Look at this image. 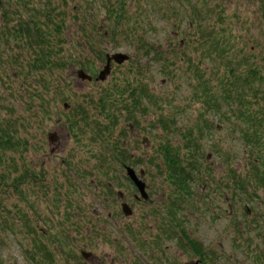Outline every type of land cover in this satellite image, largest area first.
I'll return each instance as SVG.
<instances>
[{"label": "rangeland", "instance_id": "1", "mask_svg": "<svg viewBox=\"0 0 264 264\" xmlns=\"http://www.w3.org/2000/svg\"><path fill=\"white\" fill-rule=\"evenodd\" d=\"M116 2L0 0V125L11 139L9 148L0 149V174L7 184L24 171L31 175L15 187H0V264L188 260L187 253L174 252L181 242L156 233L162 181H171L157 168L166 165L167 145L187 168L181 177L192 181L196 196L178 200V219L195 218L193 227L210 243L225 231L218 242L233 256L226 264H264V185L254 180V170L261 175L264 165L251 163L262 150L248 146L242 131L264 108V92L251 93L243 85L249 70L264 76V0H126L122 19L108 11ZM35 23L46 35L36 37ZM140 39L167 52L155 57L149 46L144 53ZM29 40H44L51 56L64 57L65 65L35 69L40 47ZM212 40H219L220 50ZM117 52L128 60L112 62L107 78L97 81L106 55ZM78 69L92 80L78 78ZM231 75L235 89L227 86ZM139 84L150 92L141 104H132L128 88ZM257 85L264 91L255 78L252 89ZM99 99L117 115L116 122L103 113ZM101 126L112 132L113 147H123L120 159L98 139ZM126 166L144 170L154 200L132 203L127 217L117 196L94 194L90 183L112 181L131 197L133 186L122 175ZM206 181L208 194L201 198ZM108 212L114 213L110 220ZM160 244L173 246L169 261L153 260ZM39 245L51 251V263L43 261ZM82 252L90 256L84 259Z\"/></svg>", "mask_w": 264, "mask_h": 264}, {"label": "flooded vegetation", "instance_id": "2", "mask_svg": "<svg viewBox=\"0 0 264 264\" xmlns=\"http://www.w3.org/2000/svg\"><path fill=\"white\" fill-rule=\"evenodd\" d=\"M127 168L130 167H124L125 173L122 174L124 178L128 179L130 184L133 186L131 197H128L126 192L121 191V189H118L116 187V183L112 181H102V182H90L93 184V189L95 191L94 194H105L107 193L108 197L111 196H117V199L120 201V208L122 211V214L126 216L122 210V204H127L129 208L132 210V203H143V204H152L154 201L152 199L151 194V188L150 185L147 184L144 181L145 173L144 170L139 169L137 172L133 169L135 172V175L141 179L145 183V192L147 194V198H143L139 192V189L135 185L134 181L130 178V176L127 173ZM161 174H159L160 177L168 179L169 177H175L178 176L176 174H169L170 171L173 170H186L187 168L185 166L180 165H164V166H157ZM194 168V167H193ZM158 171V172H159ZM184 176V175H180ZM189 176V175H185ZM190 177V176H189ZM31 178V176H30ZM162 184L164 186V190L161 191L162 198L160 199L159 205H162V209L160 207H156L158 216L157 222H156V233L159 239L162 238H175L180 244H175V253L179 252L180 255H183L187 253L189 255V259L183 262L182 264H226V257L229 259H232V255L229 254L226 256L227 249H225V246L222 245V243H219L218 241L223 240L227 233L225 231L219 233L218 241L217 243L211 242L207 240V238L204 236L203 233H198L196 231V227H193L197 224V222H193L195 218L191 222L190 216H187V220L182 221L178 219L177 210L179 208L178 206V200L179 201H187L188 196L190 195L192 198H189L190 200L193 198H196L194 196V190H191L192 181L186 180V181H162ZM210 183L206 181L204 185L202 186L203 192L201 195V198H203L204 195L208 194L207 186ZM101 185H105L104 187H101ZM156 194V192L154 193ZM108 201L109 199L106 198ZM234 203H236L234 201ZM235 205V204H233ZM235 207V206H234ZM198 208V207H195ZM236 210V208H235ZM231 204H229V211L230 214H234L235 211ZM133 213V211H132ZM113 212H108L106 215L107 219L113 218ZM100 212L98 209L93 210V217L95 219L100 220ZM132 215V214H131ZM130 216V215H129ZM127 217V216H126ZM191 222V223H190ZM187 228V229H185ZM234 242L233 249L238 248L239 246L235 244ZM237 245V246H236ZM173 246H165L162 247V244L159 246V251L157 252L155 258L153 260H156L157 262H166L169 261L170 258L168 257L169 250L172 249ZM154 253V252H152ZM173 257V255H171ZM172 260V258H171ZM172 264H178V263H172Z\"/></svg>", "mask_w": 264, "mask_h": 264}, {"label": "trees", "instance_id": "3", "mask_svg": "<svg viewBox=\"0 0 264 264\" xmlns=\"http://www.w3.org/2000/svg\"><path fill=\"white\" fill-rule=\"evenodd\" d=\"M125 4H127L126 0H117L116 4L114 3L113 6L110 5L111 7L108 9V11H109V13H113V14L115 13L121 19L125 18L126 14H127L126 9L124 8ZM141 14L143 15V13L140 11L139 15H141ZM32 24H33V22H32ZM31 29L36 31V37H42L43 35H46V33L44 31H43L44 32L43 33L39 30L36 23H35V25L31 26ZM141 30H142V33H141L142 36L141 37H143V33L145 34V30H143V29H141ZM98 31H100V30H98ZM26 32L28 33L29 31H26ZM100 34H101V31L99 32V35ZM29 41H30V44H33L34 42L36 44L39 43V47H40L39 51L38 52L36 51V55L34 57V65L33 66L35 69L53 70L56 68L63 67L65 65L66 60L64 57H58V58L54 59L51 56L48 48L44 47L45 46L44 40H29ZM218 41L214 42V40H212V43L214 42L216 44V47H215L216 49H219L218 48ZM139 44H141L142 48L144 49V53L146 52L147 54H149V46L151 48H153V50L155 51L154 56L157 54L167 52L165 50H161L162 48L160 49V47L159 48H157V46L155 47L154 43H152V42H149V46H148L146 40L141 41V39H140ZM197 73H199V70L197 71ZM231 77H232V75H231ZM234 77H236V76L233 75L232 78L234 79ZM255 78H257V82L259 85H264V76H262L261 72L249 70L247 72V74L245 75V77L243 78L244 82H245V83L243 82L244 87L251 93L255 92L257 94V91H259L260 93L264 92L263 90H261L262 87L259 88L258 85L254 89H252V84L254 83ZM235 81H236L235 79L233 81L230 80V82L227 83V86L234 88L238 84ZM115 88H116L115 90H117V91H123V90H118L117 87H115ZM128 90L130 91L129 92L130 93L129 99L130 98L133 99L132 104H136L138 102H139V104H141L142 103L141 100H143L142 98H145L147 96V94H149L148 92H150L147 84H144V85L139 84L135 88L129 87ZM234 91H236V90H234ZM108 95H109V93H108ZM115 101L117 102L118 99L116 98ZM122 101H126V100H122ZM130 102H131V100H130ZM150 102H153L154 104H156V100L154 97H152V95L150 98ZM206 103L209 104L210 106H212V104H213V106H215V103H209V102H206ZM97 104H98V106H101V110L103 111V113L106 111V113H104V114L110 119V122L114 123L118 120L117 119L118 117H117V115H115V113H113V115H112V113L107 110L106 101H104L103 99H99L97 101ZM107 105L109 107H111V105H112V107H113V104L110 101L109 102L107 101ZM114 105H116V103H114ZM242 106H244V104ZM125 107H127V104ZM262 109L263 110H261L260 114L257 112L258 115H260V116L256 117L255 114H253L252 115L253 117L250 120V125L247 126L248 128L247 129L245 128L244 130H242L244 132L243 138H245V140L247 141L248 146L251 145V148L252 147H258V148L261 147V149H259V150H262V151H260V156L254 157L252 159L251 163L253 166H256L257 164L258 165L259 164L264 165V108H262ZM247 112H249V111L247 110ZM80 115H81L82 119L86 120L87 117L84 116L83 113H81ZM237 115L240 116L241 118L245 117V115L241 112L240 113L238 112ZM104 127L105 126H101L99 131L96 132V135H97L98 139L104 143L103 144L104 147H106L109 150V152L112 154V157L115 159L116 158L120 159L121 155H119L118 151H120V150L123 151V147L122 146H114V147L112 146V144H111L112 142L109 139V136L111 135L112 132L104 130L105 129ZM249 128H250V130L248 133L247 130ZM123 133H124V129H122L120 131V134H123ZM106 134H109V135H106ZM10 143H11V139H10V136H9L7 130L3 126L0 125V149L9 148L11 146ZM163 154L165 155V164L166 165H178V164H180V162L176 159L175 154L171 153L170 145L163 147ZM124 159H127V156ZM259 172H260L259 170H256V169L254 170V173H255L254 174L255 175L254 180L257 181L259 184L264 185V173L260 175ZM183 173H184V171H182V170L170 171L169 174H176L178 176L169 177V179H171V181H184V180H186V178L179 176V175H182ZM23 174L21 176H19V178L13 179L11 181L12 184H7V182L4 180V179H7L6 175L0 174V187L4 186V187H6V189L9 186L15 187L16 185L23 183L25 181V179L30 178V176H31V175L27 174V172L25 173V171L23 172ZM39 246H41V247H39ZM39 246H37V247H38L39 252L42 254L43 261L51 263L52 262L51 251L49 249H47V247L44 245H39Z\"/></svg>", "mask_w": 264, "mask_h": 264}, {"label": "water", "instance_id": "4", "mask_svg": "<svg viewBox=\"0 0 264 264\" xmlns=\"http://www.w3.org/2000/svg\"><path fill=\"white\" fill-rule=\"evenodd\" d=\"M128 56L124 53H113V54H107L106 55V64L103 67V69L98 73V76L96 77L97 81H103L107 78V76L111 72V64L112 62H115L116 64H122L125 61L128 60ZM76 75L78 78H80L82 81H91L92 76L90 74H87L83 69H78L76 71ZM67 107V105H65ZM48 140L50 142H53L56 140V135L54 132H51L48 134ZM145 141V138L143 139V143ZM127 173L130 176V178L134 181L135 185L139 189V192L143 198H147V194L145 192V183L139 179L136 175L135 172L133 171L132 168H127ZM122 210L126 216H129L132 214V210L129 208L127 204H122ZM82 256L87 259L90 256V253L87 252H82Z\"/></svg>", "mask_w": 264, "mask_h": 264}]
</instances>
